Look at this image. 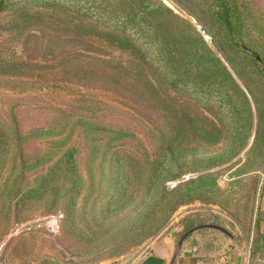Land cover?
<instances>
[{"label":"rangeland","instance_id":"374dc122","mask_svg":"<svg viewBox=\"0 0 264 264\" xmlns=\"http://www.w3.org/2000/svg\"><path fill=\"white\" fill-rule=\"evenodd\" d=\"M163 1L193 22L235 83L219 73L207 94L195 82L174 86L144 64L149 86L127 51L56 27L52 15L72 12L26 0L0 9V58L9 60L0 71L9 147L0 165V264H137L176 230L180 252L187 215L223 210L235 197L250 201L258 189L264 60L218 45L227 32L206 19L220 0ZM230 1L240 6L243 36L264 54V0ZM187 173L206 182L193 178L183 189ZM59 210L66 216L58 232L15 231ZM212 227L207 235L219 237Z\"/></svg>","mask_w":264,"mask_h":264},{"label":"trees","instance_id":"16d2710c","mask_svg":"<svg viewBox=\"0 0 264 264\" xmlns=\"http://www.w3.org/2000/svg\"><path fill=\"white\" fill-rule=\"evenodd\" d=\"M17 1L0 0V9H5ZM26 1L35 6L46 8L62 7L72 12L74 17L69 19H59L52 15L51 18L55 22L56 27L69 31L76 38L93 34L105 39L109 45L122 51H127L133 57L131 60L137 61L140 66L146 64V66L159 68L163 76L174 86H178L181 83L195 82L197 87L203 92L210 94L211 86L214 82L213 79L219 73H223L224 76L233 80L231 72L222 64L220 58L215 54L193 22L174 10L163 0ZM258 13L261 14V12ZM210 19H206V22L219 24L227 32L229 41L222 37L218 45L222 46L229 42L228 44L241 47L253 59L259 60L251 51L246 49V47H249L261 56L262 61L264 60L262 50L250 44V41L243 36L245 23L241 15L240 6L236 1L232 3L230 0H220ZM209 28L212 30V27ZM7 62H9L7 58H0V71L8 69L6 67ZM142 75L146 77L149 86H151L153 75L145 71V65L142 66ZM233 82L235 83V80ZM242 94L245 96L243 90ZM260 127H258L256 133L257 137L254 135L256 139L252 143L253 148L257 145ZM7 142V135L0 130V165L4 161L2 158L7 155L9 150ZM261 147L264 149L263 146ZM74 163L73 157L70 156L68 164L71 172L73 171ZM263 166L264 163L260 168L262 169ZM50 173L51 170L44 176V179ZM188 174L194 175L185 178L188 184L185 186L183 183L181 185L183 189L192 185L194 182L193 178H199V181H197L198 185L206 182L207 175H195V173H187L186 175ZM45 181L47 180H43V182ZM255 188V193L252 189L250 201L246 200L244 202L235 197L234 200L236 202L231 200L230 205L224 204L223 210L237 217L244 225H247L253 214L257 185H255ZM204 195L202 192L199 193V196L206 197ZM160 208L161 205L158 210ZM65 216L64 212L62 224ZM188 219H190V223H188ZM183 221H186V228H189L188 226L194 225L196 218L191 214L187 215ZM154 229L149 232L153 233ZM252 249L253 253L261 251V258L264 257V235L258 234L254 238Z\"/></svg>","mask_w":264,"mask_h":264},{"label":"crops","instance_id":"0c3cea01","mask_svg":"<svg viewBox=\"0 0 264 264\" xmlns=\"http://www.w3.org/2000/svg\"><path fill=\"white\" fill-rule=\"evenodd\" d=\"M255 196L253 214L247 225L215 206L210 209L214 213L200 211L194 214L196 221L189 228H186V221L182 222L181 227L187 229V232L181 237L180 252L176 251L171 234L170 238L166 237L152 244L156 248L153 253L164 256L165 264H218L222 261L246 264L247 260L261 258V251L253 253L252 245L258 234L264 235V166L260 171V183ZM212 226L219 230V237L207 235L206 228H214ZM175 233L177 234V230Z\"/></svg>","mask_w":264,"mask_h":264},{"label":"built area","instance_id":"2783aa9c","mask_svg":"<svg viewBox=\"0 0 264 264\" xmlns=\"http://www.w3.org/2000/svg\"><path fill=\"white\" fill-rule=\"evenodd\" d=\"M193 175L194 174H188V175L185 176V178H188V177L193 176ZM173 184H176V183H173ZM63 217H64V212L59 210V211H56V212H53V213L49 214L43 221H40V222H37V223H33V222H30V221L18 222L15 225V231L17 232V231H19L21 229H24V228L31 229L34 226L43 225L48 232L55 233V232H58L61 229V224H62ZM196 264H203V263L202 262H197ZM218 264H229V263H227L226 261H222V262H220ZM246 264H264V257L260 258L257 261L247 260Z\"/></svg>","mask_w":264,"mask_h":264},{"label":"water","instance_id":"95a60500","mask_svg":"<svg viewBox=\"0 0 264 264\" xmlns=\"http://www.w3.org/2000/svg\"><path fill=\"white\" fill-rule=\"evenodd\" d=\"M247 50L251 51L258 59L259 61H262L261 56L256 52L252 51L249 47H246ZM172 235H175V231L172 233ZM119 261L118 258H114L112 260H108L105 262H100L96 264H117ZM166 258L162 255L150 253L146 257H144L138 264H165Z\"/></svg>","mask_w":264,"mask_h":264}]
</instances>
